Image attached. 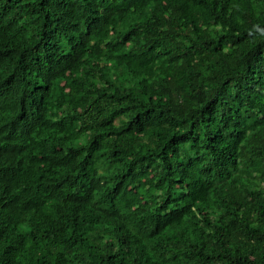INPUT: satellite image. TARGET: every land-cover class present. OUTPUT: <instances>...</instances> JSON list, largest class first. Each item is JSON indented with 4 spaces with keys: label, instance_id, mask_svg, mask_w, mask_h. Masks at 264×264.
<instances>
[{
    "label": "trees",
    "instance_id": "16d2710c",
    "mask_svg": "<svg viewBox=\"0 0 264 264\" xmlns=\"http://www.w3.org/2000/svg\"><path fill=\"white\" fill-rule=\"evenodd\" d=\"M0 264H264V0H0Z\"/></svg>",
    "mask_w": 264,
    "mask_h": 264
},
{
    "label": "clouds",
    "instance_id": "9594fccd",
    "mask_svg": "<svg viewBox=\"0 0 264 264\" xmlns=\"http://www.w3.org/2000/svg\"><path fill=\"white\" fill-rule=\"evenodd\" d=\"M42 154H43V151L41 150L40 157H42ZM50 163H52V161Z\"/></svg>",
    "mask_w": 264,
    "mask_h": 264
}]
</instances>
